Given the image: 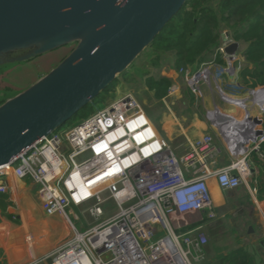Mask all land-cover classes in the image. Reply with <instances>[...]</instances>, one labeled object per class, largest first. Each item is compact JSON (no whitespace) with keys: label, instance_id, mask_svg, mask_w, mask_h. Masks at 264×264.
<instances>
[{"label":"built area","instance_id":"obj_1","mask_svg":"<svg viewBox=\"0 0 264 264\" xmlns=\"http://www.w3.org/2000/svg\"><path fill=\"white\" fill-rule=\"evenodd\" d=\"M233 43L223 32L218 51L226 61L238 59L237 53H225ZM179 73L197 97L203 85L219 88L227 68L211 62L197 71L180 67ZM177 91L172 85L168 95ZM220 92L227 102L236 99ZM263 96L264 85H259L246 91L244 101ZM259 110L263 113L264 105ZM250 139L251 150L259 151L264 130ZM218 155L212 135L203 134L177 156L138 100L125 94L78 124L38 140L0 169V194L8 192L9 179L28 180L36 187L43 216L59 217L68 228L69 234L33 264H199L208 242L203 226L216 218L210 184L234 190L250 175L247 156L236 155L228 165L212 168ZM74 208L86 219L83 231L70 219L71 214L79 220ZM191 219L201 224L184 230ZM25 238L32 249L33 235Z\"/></svg>","mask_w":264,"mask_h":264},{"label":"water","instance_id":"obj_2","mask_svg":"<svg viewBox=\"0 0 264 264\" xmlns=\"http://www.w3.org/2000/svg\"><path fill=\"white\" fill-rule=\"evenodd\" d=\"M186 0H0V69L73 45L0 104V166L60 130L151 45ZM238 43L225 48L232 56ZM230 72L240 65L228 57ZM247 123L261 125L257 117ZM262 130L253 131V139Z\"/></svg>","mask_w":264,"mask_h":264},{"label":"crops","instance_id":"obj_3","mask_svg":"<svg viewBox=\"0 0 264 264\" xmlns=\"http://www.w3.org/2000/svg\"><path fill=\"white\" fill-rule=\"evenodd\" d=\"M237 43L236 53L240 65L234 67V73L230 72L225 56L218 51L219 46L215 54L219 55L223 64H217L214 60L207 63L214 62L225 67L227 73L217 82L219 88L203 85L201 94L197 97L189 92L183 76L179 73L180 67H176L174 59L169 57L157 72V76L170 79L172 85L178 87V91L171 96L167 92L160 101H154V106H149L162 109L156 123L150 109L145 111L157 135L169 142L176 155H180L178 152L182 153V148L185 149L188 142L203 134H211L219 148V155L212 168L228 165L236 155L237 158L247 156L250 175L245 184L229 191H221L215 184H210L216 218L208 221L205 226L202 225L208 242L199 264H223L220 262L222 257L239 249H244L247 253L249 264H264V144L259 151L251 150L254 143L250 139L253 131L264 129V112L259 110L264 105V96L252 103L244 101L246 91L259 85L248 87L243 84L240 74L246 63L241 54L245 45ZM204 64L206 63L193 71L199 70ZM220 90L226 96L236 99L227 102L222 98ZM143 91L146 94L147 89L143 87ZM125 94L135 95L129 92ZM1 97L4 101L5 97ZM137 97L135 95L136 99ZM239 99L243 100L240 106L233 104L232 101L236 103ZM248 115L262 120V124L251 127L246 121ZM7 184L8 192L0 194V264H33L35 250L32 251L34 248L29 247L25 238L28 233L33 235L34 240L33 230H40L37 226L52 224L55 231L60 232L61 241L69 231L66 226L64 229L65 223L59 217L45 218L38 204H34L35 209L31 208V212L21 207L16 195L25 190L27 197L35 195L36 187L30 181L9 179ZM255 188L259 190L258 194L253 192ZM200 224L197 219H191L184 230H192Z\"/></svg>","mask_w":264,"mask_h":264},{"label":"trees","instance_id":"obj_4","mask_svg":"<svg viewBox=\"0 0 264 264\" xmlns=\"http://www.w3.org/2000/svg\"><path fill=\"white\" fill-rule=\"evenodd\" d=\"M224 31L235 42L245 45L241 54L246 63L240 74L243 84L248 87L264 85V0H186L139 57L145 55L146 64L140 68L132 64L104 93L118 87L135 93L134 88L143 86L148 95L145 107L154 106V101H160L172 85L170 79L157 76L167 59L172 57L176 67L192 70L211 60L223 64L215 51L222 42ZM220 262L249 264V258L244 249H239L222 257Z\"/></svg>","mask_w":264,"mask_h":264},{"label":"rangeland","instance_id":"obj_5","mask_svg":"<svg viewBox=\"0 0 264 264\" xmlns=\"http://www.w3.org/2000/svg\"><path fill=\"white\" fill-rule=\"evenodd\" d=\"M72 47L73 45L63 47L55 51L49 52L45 55H42L38 58H35L30 62H26L18 65H10L1 68L0 69V102L3 101L1 96H3V98L12 97L17 93L21 92L22 90L26 89L28 86L33 84L39 78H41L46 73H48L70 52ZM145 58H146L145 55L142 58H139L135 62V65L139 68L144 66L146 64ZM134 91H135V95H138L139 97V98L137 97L138 101L140 100V103L145 110L146 108L145 104L148 105L147 103L148 101H147V96L143 91V87L138 85L137 88H134ZM126 92L127 91H124L121 87H118L114 91H109L107 93L103 92L100 98L94 104L88 105L86 108L79 111L76 116H74L69 122H67V124H65L61 128V130L62 129L65 130L73 125L78 124L83 119L90 116L91 114L106 107L109 102L114 101L118 97L125 95ZM135 95L132 94L133 97H135ZM148 109H150L149 112L154 116V123H156L162 109H158L157 107L150 108L147 106L146 110L148 111ZM184 151L185 149L182 150V152ZM178 154L181 153L178 152ZM26 192L27 191L25 190L22 193L23 195L20 192V195L19 194L16 195V199L20 201V205L21 207L25 208V211L31 212V208L35 209L34 204H38V203H36L37 200L34 194L33 197H27ZM73 213L77 215L79 220H75L71 214H70V219L72 220V222L74 223V225L77 227L78 230L83 231L84 227H82V223H84L86 219H84L81 212L76 208H74ZM65 226L66 225H63L64 229H66ZM37 227H39L40 230L38 231L33 230L34 232L32 231L35 234L34 244L32 243L33 244L32 247L34 248L33 250H35L34 259H38L39 255H43L48 251L52 250L54 247H56L62 237L61 235H59L60 232L55 231L52 224H49V226L44 225V227L41 226H37ZM40 234H45L46 238L39 239ZM36 264H49V261L38 262Z\"/></svg>","mask_w":264,"mask_h":264},{"label":"bare ground","instance_id":"obj_6","mask_svg":"<svg viewBox=\"0 0 264 264\" xmlns=\"http://www.w3.org/2000/svg\"><path fill=\"white\" fill-rule=\"evenodd\" d=\"M232 102H233V104H235L236 106H240V104H241V103H239V101H235L236 103H234V101H232ZM8 164H9V163L4 164V165H1V166H0V169H3L4 167L8 166ZM253 192H254L255 194H258L259 190H258L257 188H255V190H253Z\"/></svg>","mask_w":264,"mask_h":264}]
</instances>
